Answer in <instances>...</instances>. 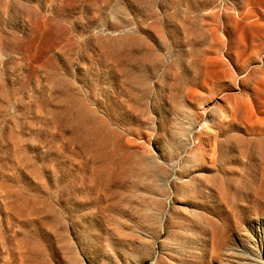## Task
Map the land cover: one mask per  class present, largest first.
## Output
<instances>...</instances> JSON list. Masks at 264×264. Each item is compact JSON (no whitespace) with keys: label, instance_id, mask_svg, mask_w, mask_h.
I'll list each match as a JSON object with an SVG mask.
<instances>
[{"label":"rangeland","instance_id":"obj_1","mask_svg":"<svg viewBox=\"0 0 264 264\" xmlns=\"http://www.w3.org/2000/svg\"><path fill=\"white\" fill-rule=\"evenodd\" d=\"M0 264H264V0H0Z\"/></svg>","mask_w":264,"mask_h":264}]
</instances>
